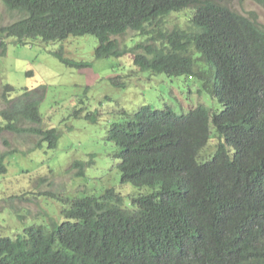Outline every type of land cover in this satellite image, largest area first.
Wrapping results in <instances>:
<instances>
[{
    "label": "trees",
    "instance_id": "obj_1",
    "mask_svg": "<svg viewBox=\"0 0 264 264\" xmlns=\"http://www.w3.org/2000/svg\"><path fill=\"white\" fill-rule=\"evenodd\" d=\"M233 1L0 0L11 20L0 26L1 55L10 38L49 44L89 35L97 59L129 56L141 74L185 78L198 100L187 113L155 102L108 123L105 142L121 183L155 192L68 199L50 227L0 236V264H264V27L234 11ZM248 1L264 8V0ZM185 10V28H164V19ZM129 32L133 39L121 46L110 39ZM54 55L67 67H89L62 50ZM122 79L109 81L124 89ZM13 91L2 87L0 135L15 138L2 139L0 177L10 156L27 158L44 144L55 151L60 140L56 129L40 127L47 89L6 99ZM208 145L212 154L202 155ZM92 163L73 160L63 173L83 178Z\"/></svg>",
    "mask_w": 264,
    "mask_h": 264
},
{
    "label": "rangeland",
    "instance_id": "obj_2",
    "mask_svg": "<svg viewBox=\"0 0 264 264\" xmlns=\"http://www.w3.org/2000/svg\"><path fill=\"white\" fill-rule=\"evenodd\" d=\"M230 7L243 16H255L257 24L264 27V8L248 0H235ZM190 13L185 10L172 14L161 23L165 29L185 28ZM9 17L0 4V26L8 25ZM132 37L133 33L129 32L113 39L121 46ZM75 39L66 42L63 51L58 43L47 44L39 39L20 43L10 38L5 41L4 54H0V112L7 107L2 95V87L6 84L14 89L12 98L20 96L24 90L46 87L45 98L39 107L40 127L56 129L60 135L55 151L44 144L42 149L26 155L27 158L16 153L7 159L8 171L0 177V236L22 232L29 222L40 219L36 214L47 221L41 224L50 227V217L53 218L51 221L57 222L63 217L60 212L68 199L100 197L110 188L126 199L152 193L147 187L138 189L121 183L118 161L112 157V146L105 142L108 123L121 119L123 112L132 116L144 104L162 102L173 110L187 113L198 103L195 89L193 91L187 79L171 80L162 75L141 74L133 67L129 56L97 60L95 49L98 42L95 37L86 35ZM58 50L73 61L89 63V67H67L54 55ZM113 77L123 78L125 88L112 85L109 79ZM94 113L99 115L96 123L87 117ZM13 138L14 134L3 132L0 150L3 148L2 139L11 142ZM30 142L35 143L34 138ZM16 147L19 150L23 148L22 144ZM207 149L211 152L206 151L202 155L212 154L213 149ZM90 154L94 155L93 159ZM73 160L93 163L83 178L67 180L63 172ZM45 174L49 181L45 185L39 184L37 180L43 179ZM36 191L38 194L52 191L55 196L37 195ZM14 196L18 197L10 200ZM12 206H17L19 216L29 221H18L10 209ZM41 206L50 217L41 214Z\"/></svg>",
    "mask_w": 264,
    "mask_h": 264
},
{
    "label": "clouds",
    "instance_id": "obj_3",
    "mask_svg": "<svg viewBox=\"0 0 264 264\" xmlns=\"http://www.w3.org/2000/svg\"><path fill=\"white\" fill-rule=\"evenodd\" d=\"M0 4H1V2H0ZM2 5V4H1ZM176 14V13H175ZM172 15V14H171ZM170 15V16H171ZM169 17V16H168ZM260 26V25H259ZM261 27V26H260ZM114 38H117V37H114ZM110 39H113L112 37L110 38ZM69 40H71V38L70 39H65V40H63L62 41V43L61 42H57L60 46H61V48H62V50L64 51V48H63V44H65L66 43V41H69ZM6 44V43H5ZM59 51V50H58ZM63 56L67 59V57L63 54ZM96 58V57H95ZM69 60H71V58H68ZM97 59V58H96ZM98 60V59H97ZM73 61V60H72ZM75 62H77V61H75ZM77 63H85V62H77ZM86 64H88V63H86ZM90 65V64H89ZM41 87V86H40ZM46 88V87H45ZM14 90V89H13ZM33 90V89H32ZM14 92V91H13ZM12 92V93H13ZM11 93V94H12ZM22 95V94H21ZM20 96H17V97H15L16 99L17 98H19ZM15 98H12L11 97V95L9 94L8 96H6V99H15ZM211 148V145H208L207 147H206V149L205 150H207L208 151V149L207 148ZM117 168H118V165H117ZM119 169V168H118ZM69 178V177H68ZM73 179H75V178H73ZM67 180H72V179H67ZM123 185H127V184H123ZM135 188V187H134ZM146 188V187H145ZM107 190H113V188H110V189H107ZM106 190V191H107ZM48 192V191H47ZM86 197H91V196H86ZM86 197H84V198H86ZM83 198H81V199H72V200H82ZM72 200H70V201H72ZM11 209V208H10ZM43 212L41 213V214H44V215H46V216H48L47 214V212H46V210L41 206V208H40ZM12 210V209H11ZM14 213H15V216H16V218L18 219V221H22L23 223L24 222H26V221H29L28 219H24V218H21V216H19V214H18V209H17V206H16V209H13L12 210ZM61 213H62V210H61V212H60V215H61ZM30 214H32V211L30 212ZM40 219H34V220H32L31 222H29V226L28 227H26L22 232H16V233H10V235L11 234H13V235H15V234H20V235H27V233H28V230H29V227H32V226H34V224L35 223H37V224H40V225H46V224H41L42 222H45V223H47V221L46 220H42V218L39 216V214H36ZM18 216V217H17ZM53 218H50L48 221L50 222V224H52L53 225V222L54 221H51ZM63 219V217L61 216V220ZM39 220H41V221H39ZM59 222V221H58Z\"/></svg>",
    "mask_w": 264,
    "mask_h": 264
},
{
    "label": "bare ground",
    "instance_id": "obj_4",
    "mask_svg": "<svg viewBox=\"0 0 264 264\" xmlns=\"http://www.w3.org/2000/svg\"><path fill=\"white\" fill-rule=\"evenodd\" d=\"M152 190V189H151ZM154 191V190H153ZM155 192V191H154Z\"/></svg>",
    "mask_w": 264,
    "mask_h": 264
}]
</instances>
